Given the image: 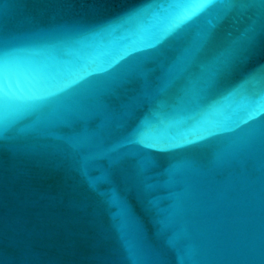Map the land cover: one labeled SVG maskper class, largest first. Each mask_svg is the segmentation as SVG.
<instances>
[{
	"label": "water",
	"instance_id": "95a60500",
	"mask_svg": "<svg viewBox=\"0 0 264 264\" xmlns=\"http://www.w3.org/2000/svg\"><path fill=\"white\" fill-rule=\"evenodd\" d=\"M0 264H264V0H0Z\"/></svg>",
	"mask_w": 264,
	"mask_h": 264
},
{
	"label": "snow or ice",
	"instance_id": "6c2138e0",
	"mask_svg": "<svg viewBox=\"0 0 264 264\" xmlns=\"http://www.w3.org/2000/svg\"><path fill=\"white\" fill-rule=\"evenodd\" d=\"M196 11L197 9H193L192 12L189 14L183 13L181 16L178 17L176 21V26L179 27L183 23L187 22L196 13Z\"/></svg>",
	"mask_w": 264,
	"mask_h": 264
}]
</instances>
